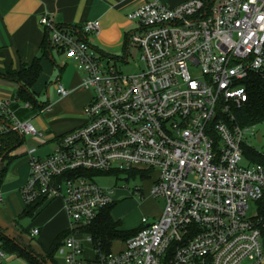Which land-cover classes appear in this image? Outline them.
Here are the masks:
<instances>
[{"label": "built area", "instance_id": "2783aa9c", "mask_svg": "<svg viewBox=\"0 0 264 264\" xmlns=\"http://www.w3.org/2000/svg\"><path fill=\"white\" fill-rule=\"evenodd\" d=\"M127 18L135 22L128 43L140 51L133 74L90 43L99 31L96 20L73 27L40 19L92 96L85 123L58 137L52 151L27 150L24 203L62 198L69 234L57 252L66 264H263L264 161L244 155L243 134L251 126H239L230 109L246 100L243 80L250 73L264 76V0H187L173 7L141 0ZM127 58L128 50L118 59ZM56 92L69 94L59 81ZM9 103L0 100V149L10 132L43 137ZM257 151L264 156V149ZM12 152L0 154V171ZM121 172L142 179L154 172L150 195L162 197L165 208L152 222L143 217L122 249L94 248L87 258L74 234L91 243L83 228L115 201L117 189L100 186L92 175ZM39 233L32 228L30 235ZM6 256L0 239V264Z\"/></svg>", "mask_w": 264, "mask_h": 264}, {"label": "crops", "instance_id": "0c3cea01", "mask_svg": "<svg viewBox=\"0 0 264 264\" xmlns=\"http://www.w3.org/2000/svg\"><path fill=\"white\" fill-rule=\"evenodd\" d=\"M159 1L173 7L187 0ZM140 4L141 0H0V100H8L10 108L17 118L28 120L31 123V118H25L29 113L27 109L36 107L41 110L46 109L47 120L38 116L36 123L42 129L47 130V134L43 135V139L30 136L27 143L34 144L35 149L51 142H54L55 146L58 137L85 123L84 107L92 96L90 89L81 86V74L78 71L70 72L68 70L74 67V63L66 58L63 52H60L51 43L47 52H43V43L46 42L47 31L40 24V19L43 16H48L55 25L73 27H81L88 20H96L99 24V31L88 38L90 43L102 55L123 58L129 46L128 33L135 26V22L127 18V14ZM35 58H40L41 69L31 87L32 90L35 95H38L37 92L42 85H45L48 90L50 87L47 86V80L50 76L55 75L54 81L49 84H52L51 88L54 93L52 98L51 95L48 96V99H51V104L37 100V105L33 106L30 103L31 107L28 108L25 107L24 101L17 98L18 83L7 77L6 72L8 70L17 71L22 65L31 63ZM57 59L62 66H58ZM55 64H57L58 75L53 67ZM58 81L69 90L66 97L61 98L57 94L56 83ZM18 102H23L24 105L20 106ZM47 105L49 107H46ZM33 117L35 118V116ZM7 135L3 143H6ZM26 179L27 176L23 178L22 185ZM121 193V190L116 189L115 196L117 197ZM16 205V212L20 215L25 208V203L16 202ZM112 217L117 220L113 214ZM68 225L69 218L65 211L64 202L62 198L57 197L42 205L30 221L28 229L22 227L15 234L3 233L44 257V249H48L56 236L66 231ZM32 228H39L40 233L31 236ZM24 233L30 237L31 241L24 239ZM32 240L35 242L33 243ZM89 244L91 243L89 242ZM122 244L119 248H111V251L122 249L124 241ZM260 244L264 250V230L260 236ZM5 252L7 253L5 264H30L26 257L17 252L6 250ZM88 252L85 248V256L92 258L94 248L92 247L90 255ZM57 254L56 251L52 259H46V264H66L63 260L60 262ZM240 264H250V262L242 261Z\"/></svg>", "mask_w": 264, "mask_h": 264}, {"label": "rangeland", "instance_id": "374dc122", "mask_svg": "<svg viewBox=\"0 0 264 264\" xmlns=\"http://www.w3.org/2000/svg\"><path fill=\"white\" fill-rule=\"evenodd\" d=\"M128 58L126 63H122L118 58L115 62L117 68H119L124 74H133L139 71L141 63L138 62V57L140 54L139 48L133 44H128ZM58 60V61H57ZM56 63L58 66H62L57 59ZM57 64H55L54 70L57 72ZM138 65V66H137ZM70 72L77 71L76 66L68 69ZM56 75V76H57ZM55 75L50 76L47 80V86L50 87L47 90L45 85H42L38 90V95H36L37 100L44 103H50L51 99L48 96H53L54 90L49 85L54 81ZM54 85V84H53ZM48 91V92H47ZM20 106H23V102H18ZM29 111L26 119H30L32 123L37 127V129L42 132L43 135L47 134V130L42 129L37 125V118L41 116L42 119L47 120L46 109H39L38 107L34 109H27ZM35 116V118L33 117ZM260 132L261 141H257V134ZM30 135H24V141L16 146L12 151V156L7 157L3 160L1 168L4 167L5 171L0 178V192L4 198V202L0 204V229L2 232H9L15 234L17 231L22 229H28L30 221L33 217H20L17 213L16 202L24 204L21 189L23 185L21 184L25 176H28L29 171V154L28 149L35 147L32 143H27ZM44 137V136H43ZM41 137V139H43ZM243 141L245 144L257 149H264V122L251 126V128L244 132ZM54 147V142L41 145L36 148L35 155L44 156L48 152L52 151ZM156 175L154 172L149 174V177L142 179L139 174L135 176L129 175L127 172L121 173H111L109 175L103 174H93L92 180L99 184L100 186L115 187L122 191L120 195L114 197L116 205L112 214L117 220L121 222V228L124 231H131L138 228L141 225V219L145 217L147 222H152L157 218L165 208V200L162 197H153L150 195V191L153 187ZM26 182V181H25ZM136 188H141L140 191ZM120 192V191H119ZM248 214L253 215L256 213V206L254 204H249ZM69 230V225L66 231ZM18 233V232H17ZM23 233V232H22ZM74 236L79 239L86 248V252L90 255L92 253V245L84 241V237L79 233H75ZM24 239L31 241L30 237L24 233ZM37 238V237H36ZM33 243L35 240H32ZM120 240H115L111 248H119L122 244ZM91 245V247H90ZM60 262H63V256L57 254ZM89 257V256H88ZM62 258V259H61ZM63 260V261H62ZM65 262V261H64Z\"/></svg>", "mask_w": 264, "mask_h": 264}, {"label": "trees", "instance_id": "16d2710c", "mask_svg": "<svg viewBox=\"0 0 264 264\" xmlns=\"http://www.w3.org/2000/svg\"><path fill=\"white\" fill-rule=\"evenodd\" d=\"M43 43V52H47L50 46L48 36ZM112 58V57H111ZM117 58V57H113ZM40 58H35L31 63L22 65L19 70H8L6 76L14 79L19 87L17 98L24 102H29L33 106L37 105V98L32 90V85L40 73ZM246 89V100L238 106H231V113L234 116L235 122L241 126H253L264 122V76L260 73H250L244 80ZM7 135L6 143H3L0 149V154L6 156L16 146L24 141V137L15 132ZM244 155L252 162H263L264 156L249 145L243 146ZM5 168L0 171V178L4 173ZM134 174L131 172L129 175ZM46 201L37 199L34 202L25 204V208L19 215L20 217H34L38 210ZM116 202L102 208L91 225L83 228V231L91 237V245L93 248H99L101 252L108 253L111 251V245L115 240H127L133 236L137 230L124 231L121 228V222L112 217V210ZM264 216V211L262 212ZM69 234V230L63 231L54 239L52 245L48 249H44L45 256L22 246L16 239L9 237L7 234L0 231V239L3 243V248L6 251L17 252L27 258L30 264H46V259H52L53 255L60 246L62 240Z\"/></svg>", "mask_w": 264, "mask_h": 264}, {"label": "water", "instance_id": "95a60500", "mask_svg": "<svg viewBox=\"0 0 264 264\" xmlns=\"http://www.w3.org/2000/svg\"><path fill=\"white\" fill-rule=\"evenodd\" d=\"M257 141H258V142L261 141L260 132H258V134H257ZM79 227H80V225H75V226H74L75 229H76V228H79Z\"/></svg>", "mask_w": 264, "mask_h": 264}]
</instances>
